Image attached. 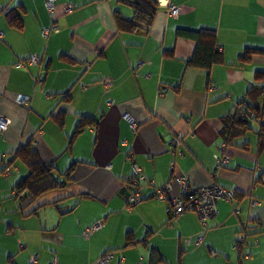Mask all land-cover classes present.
<instances>
[{
  "label": "crops",
  "instance_id": "crops-1",
  "mask_svg": "<svg viewBox=\"0 0 264 264\" xmlns=\"http://www.w3.org/2000/svg\"><path fill=\"white\" fill-rule=\"evenodd\" d=\"M172 4L180 8L177 16ZM1 7H16L23 27H12L0 12V115L10 119L0 132V171L6 168L0 172V264H99L107 254L106 264H158L156 251L172 264L164 242L181 254L176 264H264V148L257 154V137L248 134L251 151L239 148V139L227 148L228 166L217 159L221 117L244 100L264 69V54L238 65L244 50L264 49V0H159L148 29H119L116 11L137 16L129 0H56L53 17L47 0H0ZM203 27L215 29L225 60L213 67L210 82L205 70L187 67L195 44L176 34ZM34 54L37 63L18 65ZM19 94L30 102L18 103ZM86 115L98 122L72 140ZM179 135L182 143L172 144ZM31 141L61 179L74 167L66 185L42 196L47 205L37 213L36 203L24 210L14 196L27 167L18 157L9 161ZM134 162L157 186L186 175L193 185L217 182L238 194L233 202L219 200L206 232L194 213L169 223L166 203L147 185V198L126 206L121 190ZM59 198H66L65 215L52 204ZM103 219L102 228L83 236ZM129 233L145 241L126 245ZM201 235L199 245L183 240Z\"/></svg>",
  "mask_w": 264,
  "mask_h": 264
},
{
  "label": "trees",
  "instance_id": "trees-1",
  "mask_svg": "<svg viewBox=\"0 0 264 264\" xmlns=\"http://www.w3.org/2000/svg\"><path fill=\"white\" fill-rule=\"evenodd\" d=\"M129 1L136 8L137 16L135 17V19H127L124 16L120 15L119 11H116L117 24L119 29H133V28L148 29L151 26L154 17L159 9V0H129ZM69 6L72 7L71 10L74 8L73 5L71 4ZM0 12L3 11L0 10ZM4 12L9 25L18 29H21L23 27V19L21 12L18 11L16 7L7 8V10ZM50 14L51 17L55 15L54 12L53 13L50 12ZM176 34L178 38L180 37L185 38L187 40L192 41L195 44V49L192 54V57L188 59L186 62L187 67H193V68H199L205 70L208 74L207 75L208 81L210 82L211 71L213 67L215 65L225 63L222 46L217 39V34L215 29L204 28V27L198 29L179 28ZM256 54L257 55L264 54V49L248 48L244 50V52L240 54L238 65L242 66L245 65L246 63H249L251 57ZM68 96L69 93L65 94L66 100L68 99ZM97 122L98 120L91 116L86 115L81 117L80 120L78 121L77 129L72 137V140H74L75 137L79 133H81L85 127L92 124H96ZM221 122H222L221 134L223 136V139H222V145L220 151L221 153L217 158L219 167H226L229 165L230 156L228 155L229 153H227V148L229 145L235 146L237 140L239 139L241 140V145L239 146V148L241 147V149L244 151H251L252 143L246 139L248 134H253L257 137V144L255 146V152L257 154L264 148V69H258L256 71L255 79L249 85L244 100L240 101L233 111L226 112L221 117ZM177 139L179 140V143L175 141ZM182 141H183V136L179 135L173 139L172 144H180L182 143ZM14 157H18L20 162L23 163L28 169V173L26 174V176L21 178L14 185V196L15 198L21 200V202L23 203L24 210L28 209L30 206L36 203L35 207H32V212L37 213L41 208L47 205V203L40 202V199L42 198L43 195H45L50 191L63 187L64 185H66V183L69 180L72 179V173L74 168L73 166L63 173V176L65 177L64 179H61V176L56 171V167L53 162L42 161L32 141L25 144L24 146H21V148L16 152V154H14V156L9 161L10 162L13 161ZM4 170H6V168L2 169L1 171ZM183 176L187 177L186 175ZM146 177L149 180H153L149 178L147 175ZM175 177L177 176H173L170 180L174 179ZM189 181H190L189 188L199 186V185H193L190 179ZM211 184H218V183L213 182ZM144 186L141 187V191H143ZM150 188L152 189V195H151L152 197L163 200L166 203L169 223L175 221L176 219H180L183 215L187 214L189 211L196 212V210L185 209L181 214L179 215L175 214L173 211V206L168 207V202L162 198H159L154 188L152 187ZM132 190H133V186H131L130 182L127 181L126 185L122 188L121 192L124 194L125 197H128V195L132 193ZM234 192L236 196L238 193L235 190ZM251 194L252 192L250 191L247 193V195H251ZM87 196L88 194L81 195L80 197L85 198ZM142 197L143 200L147 198L144 196V194ZM65 199L66 198L63 199L59 198L52 202V204H54L57 207L61 215H65L68 212H70V210L63 209V206L60 205V203ZM142 241H145V239L138 238L134 233H129L126 237V245L133 246ZM237 242L238 245L241 246V242L239 239H237ZM154 250L156 251L157 249L154 248ZM156 252L153 253V262L155 263L159 262L158 264H171V262L167 261V259L162 257L160 253L158 254ZM180 255H178V261H177L178 263L180 262V258H181Z\"/></svg>",
  "mask_w": 264,
  "mask_h": 264
},
{
  "label": "built area",
  "instance_id": "built-area-1",
  "mask_svg": "<svg viewBox=\"0 0 264 264\" xmlns=\"http://www.w3.org/2000/svg\"><path fill=\"white\" fill-rule=\"evenodd\" d=\"M56 0H47V7L51 13L55 11ZM71 6L66 5L65 11H70ZM179 7L175 4L171 5L170 14L177 16L179 14ZM1 11H6L7 7H1ZM52 30H56V26L47 27L43 29L44 36L49 35ZM39 61V56L34 54L27 61L19 62L18 65L22 66L26 63L35 64ZM104 83L110 85L112 83L111 79H105ZM31 98L27 95L19 94L16 97V101L20 104H28ZM133 127H136V122L128 114L125 115ZM10 123V119L4 115H0V132H3L7 129ZM179 143V140H175ZM130 185L133 186L132 193L126 197L127 207L131 210L135 205L143 201V194L141 187L144 185H149L154 188L157 196L168 202V207L173 206V211L175 214H181L185 209L187 210H196L198 216L200 217L204 226H208V220L214 218L219 213V200L225 199L227 201L233 202L235 197V192L233 189L226 188L219 184H209L202 185L197 187H190V181L187 177L181 175L177 176L174 179L170 180L165 186H156L154 180H149L143 169L137 165L135 162L133 164V174L129 178ZM178 187L176 195L172 194L174 186ZM258 203V200L253 201L252 205L255 206ZM104 219L99 220L96 223L87 226L83 231L84 237H90L95 231L99 230L104 226ZM207 230H209L207 228ZM195 241L196 245H199L203 242V236H198L195 239H187V242ZM109 259V254L105 257L99 258V264H106ZM34 260V258H33Z\"/></svg>",
  "mask_w": 264,
  "mask_h": 264
},
{
  "label": "rangeland",
  "instance_id": "rangeland-1",
  "mask_svg": "<svg viewBox=\"0 0 264 264\" xmlns=\"http://www.w3.org/2000/svg\"><path fill=\"white\" fill-rule=\"evenodd\" d=\"M173 190H176V193H177V191H178V187L175 188V189H173ZM174 195H176V194H174ZM138 204H139V203H138ZM188 213H194L195 215L198 216L197 212H195V211H189ZM178 220H179V219H176L175 221H173V223H175V222L178 221ZM200 221H201V219H200ZM210 221H211V219L208 220V222H210ZM201 223H202V221H201ZM202 225H203V223H202ZM203 227H204V231H205V232L208 231L207 228L209 229V226H204V225H203ZM173 235H174V234H173ZM170 237H172V236H170ZM186 237H187V236H185V237L183 238V240H186V242H187V239H189L190 237L187 238V239H186ZM197 237H198V236H197ZM195 238H196V237H195ZM195 238H194V239H195ZM155 239L158 240V241H160V240L162 239L161 234H157V236H156ZM168 240H169V238H168L166 241H168ZM162 246H163L164 250L166 251V253H167L169 259L172 260V261H174L173 264H176V262L178 261V253H176V252L173 251L172 249H168V248L165 246V242H164V245H162ZM168 246H169V245H168Z\"/></svg>",
  "mask_w": 264,
  "mask_h": 264
},
{
  "label": "water",
  "instance_id": "water-1",
  "mask_svg": "<svg viewBox=\"0 0 264 264\" xmlns=\"http://www.w3.org/2000/svg\"><path fill=\"white\" fill-rule=\"evenodd\" d=\"M250 206H251V204H250ZM253 206V205H252ZM251 206V207H252ZM254 207V206H253ZM248 233L246 232V234L244 235V237H243V239L241 240L242 241V243L244 244V245H247V238H248Z\"/></svg>",
  "mask_w": 264,
  "mask_h": 264
}]
</instances>
